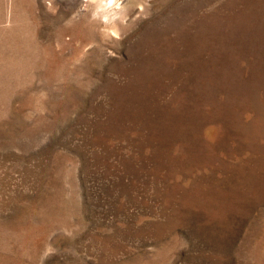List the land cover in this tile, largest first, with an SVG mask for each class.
<instances>
[{"label": "rangeland", "instance_id": "obj_1", "mask_svg": "<svg viewBox=\"0 0 264 264\" xmlns=\"http://www.w3.org/2000/svg\"><path fill=\"white\" fill-rule=\"evenodd\" d=\"M0 264H264V0H0Z\"/></svg>", "mask_w": 264, "mask_h": 264}, {"label": "bare ground", "instance_id": "obj_2", "mask_svg": "<svg viewBox=\"0 0 264 264\" xmlns=\"http://www.w3.org/2000/svg\"><path fill=\"white\" fill-rule=\"evenodd\" d=\"M114 1V0H113ZM118 1V0H117Z\"/></svg>", "mask_w": 264, "mask_h": 264}]
</instances>
